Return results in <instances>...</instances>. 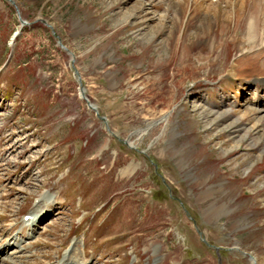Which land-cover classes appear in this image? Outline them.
Here are the masks:
<instances>
[{
  "label": "rangeland",
  "instance_id": "374dc122",
  "mask_svg": "<svg viewBox=\"0 0 264 264\" xmlns=\"http://www.w3.org/2000/svg\"><path fill=\"white\" fill-rule=\"evenodd\" d=\"M232 1L0 0L1 264H264V36Z\"/></svg>",
  "mask_w": 264,
  "mask_h": 264
},
{
  "label": "bare ground",
  "instance_id": "6f19581e",
  "mask_svg": "<svg viewBox=\"0 0 264 264\" xmlns=\"http://www.w3.org/2000/svg\"><path fill=\"white\" fill-rule=\"evenodd\" d=\"M225 2L227 3V7H228L227 9L228 10L224 9L223 13L227 14L228 20H231V19L234 20L235 24L237 25L239 23V21H240V19H239L240 18L239 17L240 14H238V12L236 11L235 8L237 7L239 9V8H242V7L239 5V2L237 4V1H236V3H234L232 0H225ZM253 2L255 3V6H254V9H252V11H251V13H250V15L248 17V21H247V25H246V31H245V37H244V39L246 40V42L248 44H252V43H254V41L256 39H259L260 37L264 36V5L262 3L260 4L259 0H253ZM210 6L207 7L206 11L209 12V13L215 12L214 11L215 6H213V5L211 7ZM186 18H188V17H186ZM262 23H263V27L261 26ZM233 35H234V33H233ZM258 53H259V55H261V57L264 58V51H261V52L259 51ZM256 60H258V59H256ZM256 66L257 65L255 64V67L253 66V67L248 68V69L249 70H255L257 72V67ZM258 75L259 76H262V75L264 76V67H262V70L260 72H258ZM252 110L254 112H256V113L262 112L260 107L259 108L258 107H252L251 111ZM260 119H262V118H260ZM260 119H258V120L260 121ZM126 169L127 170L124 169L125 172L129 171L130 167L128 166ZM38 197H37L36 204H34L35 205L34 208L40 204L41 200L44 199V200H46V202L43 200V204H40L41 207L32 210V212H30V215L28 214L29 218L26 221H24V220L22 221V223H21L22 226L23 227H27V229L33 226V221H35V220L37 221L38 215H40L44 211H48V209L50 207H52L53 206L52 204L55 202L54 201V196L53 195H48L47 193H43L41 195H38ZM51 197H53V198L51 199ZM44 204H45V207H44ZM30 217H32L31 221H30ZM30 223H32V225H30ZM18 234H19L18 232L13 234L11 236V239L8 240L6 243H4L2 245L4 247L0 246V254L3 253L4 250H7L8 247H10L12 245L16 246L17 243H19L20 241H24V239H20L18 237L19 236ZM30 235H34V232H32V234L31 233L27 234L26 237L27 238H31ZM23 243H25V241ZM78 248H79V246H78ZM78 248H74V245H73L72 248L63 255L62 260H61V264H73V262H74L73 258L75 257L74 254H76L78 256V253H76ZM24 250H25V246H23V244H21L20 247H18V248L15 247V249L12 251V254H20ZM70 252H71V254H70ZM69 254H70V257L68 256ZM75 259H76V257H75Z\"/></svg>",
  "mask_w": 264,
  "mask_h": 264
}]
</instances>
